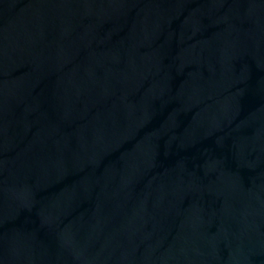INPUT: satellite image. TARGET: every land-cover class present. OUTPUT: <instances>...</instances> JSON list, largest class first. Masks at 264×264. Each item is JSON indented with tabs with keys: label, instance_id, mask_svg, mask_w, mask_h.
I'll use <instances>...</instances> for the list:
<instances>
[{
	"label": "water",
	"instance_id": "obj_1",
	"mask_svg": "<svg viewBox=\"0 0 264 264\" xmlns=\"http://www.w3.org/2000/svg\"><path fill=\"white\" fill-rule=\"evenodd\" d=\"M0 264H264V0H0Z\"/></svg>",
	"mask_w": 264,
	"mask_h": 264
}]
</instances>
